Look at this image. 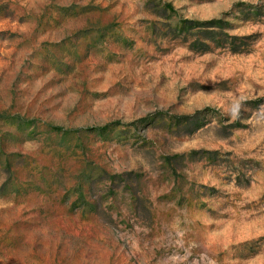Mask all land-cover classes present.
I'll list each match as a JSON object with an SVG mask.
<instances>
[{
	"label": "rangeland",
	"instance_id": "obj_1",
	"mask_svg": "<svg viewBox=\"0 0 264 264\" xmlns=\"http://www.w3.org/2000/svg\"><path fill=\"white\" fill-rule=\"evenodd\" d=\"M0 264H264V0H0Z\"/></svg>",
	"mask_w": 264,
	"mask_h": 264
},
{
	"label": "trees",
	"instance_id": "obj_2",
	"mask_svg": "<svg viewBox=\"0 0 264 264\" xmlns=\"http://www.w3.org/2000/svg\"><path fill=\"white\" fill-rule=\"evenodd\" d=\"M189 118H183V119H178L179 122H181L182 120H188ZM58 130V129H57ZM104 130V129H103Z\"/></svg>",
	"mask_w": 264,
	"mask_h": 264
}]
</instances>
